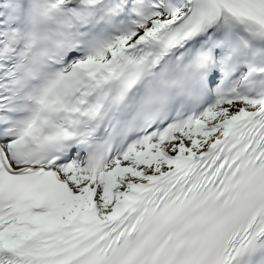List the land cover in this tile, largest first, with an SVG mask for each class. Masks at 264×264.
<instances>
[{"label":"snow or ice","instance_id":"6c2138e0","mask_svg":"<svg viewBox=\"0 0 264 264\" xmlns=\"http://www.w3.org/2000/svg\"><path fill=\"white\" fill-rule=\"evenodd\" d=\"M0 264H264V0H0Z\"/></svg>","mask_w":264,"mask_h":264}]
</instances>
